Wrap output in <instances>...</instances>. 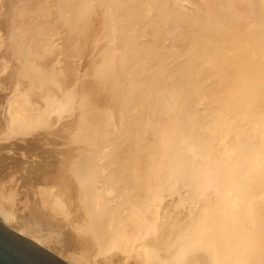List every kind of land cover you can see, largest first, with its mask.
Segmentation results:
<instances>
[{
	"label": "bare ground",
	"instance_id": "1",
	"mask_svg": "<svg viewBox=\"0 0 264 264\" xmlns=\"http://www.w3.org/2000/svg\"><path fill=\"white\" fill-rule=\"evenodd\" d=\"M245 1L255 9L244 31L211 16L183 50L164 52L146 64L147 76L127 84L134 93L119 100L120 123L101 147L113 151L132 130L117 165L106 151L65 149L39 177L57 191L40 188L38 209L25 210L32 216L22 229L12 225L70 264H264V0ZM16 89L0 118L3 141L30 134L55 108L47 100L44 110L33 109L25 88ZM85 119L82 136L91 130ZM8 189L2 198H11Z\"/></svg>",
	"mask_w": 264,
	"mask_h": 264
},
{
	"label": "rangeland",
	"instance_id": "2",
	"mask_svg": "<svg viewBox=\"0 0 264 264\" xmlns=\"http://www.w3.org/2000/svg\"><path fill=\"white\" fill-rule=\"evenodd\" d=\"M132 3H137L139 8H132ZM144 4L139 6L140 0H0V69L3 68L0 118L12 94L18 97L15 94L19 85L34 103L33 109L44 110L47 100L55 106L48 112L47 122L31 130L33 133L6 141L0 135V175H4L0 176V212L7 217L3 224L13 231L21 234L19 230L26 218L39 206L40 188L47 191L53 188L50 193L57 191L56 183L43 182L39 177L44 165H55L56 160L63 159L60 152L65 149L77 154L106 151L104 159L110 158L111 165H117L120 153L129 151L134 138L132 130L119 136L113 151L101 147L108 149L107 142L114 136L116 122L120 123L119 100L128 92L130 96L134 93V90L126 91L127 84L147 76L146 64L156 62L164 52L183 50L191 34L205 26L211 16H225V27L235 25L244 31L248 25L246 16L255 9L245 0H159L150 8ZM163 10H170V14L162 16ZM209 32L210 29L205 35ZM6 78L10 84L3 80ZM82 115L91 126L86 136L78 132ZM29 166L34 168L32 171L40 170L32 172ZM29 170L35 178L29 176ZM23 176L30 177V185ZM17 177L23 178L18 180L24 183ZM4 186L12 192L10 197L17 201L15 205L13 199L1 197L7 190ZM22 189L33 196L28 199ZM18 204H24V210ZM26 209L32 215L25 213ZM43 248L56 255L47 246ZM56 256L68 263L67 257Z\"/></svg>",
	"mask_w": 264,
	"mask_h": 264
},
{
	"label": "water",
	"instance_id": "3",
	"mask_svg": "<svg viewBox=\"0 0 264 264\" xmlns=\"http://www.w3.org/2000/svg\"><path fill=\"white\" fill-rule=\"evenodd\" d=\"M0 264H68L0 221Z\"/></svg>",
	"mask_w": 264,
	"mask_h": 264
}]
</instances>
